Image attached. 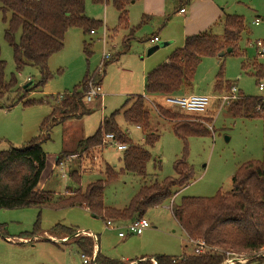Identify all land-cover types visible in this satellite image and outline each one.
<instances>
[{"label":"rangeland","instance_id":"1","mask_svg":"<svg viewBox=\"0 0 264 264\" xmlns=\"http://www.w3.org/2000/svg\"><path fill=\"white\" fill-rule=\"evenodd\" d=\"M189 1L192 3L194 0H166V3L170 14H174L179 8L187 9ZM217 1L222 4L226 15L242 17L244 30L235 52L222 60L203 57L196 67L192 94L212 98L208 110L199 116L186 114L179 106L168 104L165 96L143 95L142 76L146 74V68L158 59L160 61L155 66L163 64L170 56L169 48H160L147 56V50L155 45L148 41L152 31L145 24L135 31L136 40L131 39L124 50L128 30L118 27V13L112 6V0H102L99 4L85 0V16L101 22V26L93 35L83 28L68 29L62 50L48 60L50 78L43 83L39 68L26 65L17 69L12 48L4 38L6 25L0 16V62L3 63V81L10 85L0 97V151L20 148L36 138L40 139L45 166L36 190L50 193L54 198L65 193L68 196L104 180L106 166L119 173L123 166L122 151L116 150L115 143L104 142L102 148L86 152L78 147L116 111H119L115 116L118 128L136 146L148 150L152 159L146 166L144 178L119 173L113 182L104 187L105 208L123 210L142 186L174 178L173 164L181 158L185 146L186 163L193 171V179L187 187L176 189L170 201L145 213L144 219L150 228L141 236L128 235L121 239L118 233L123 232L130 221L96 218L81 206L0 210V230L8 237L0 235V264H83L76 241L80 237H88L84 231L98 236V246L105 257L121 263L125 260H136V263L143 255L148 258L166 255L180 259L193 254V246L171 213L172 207L182 198H211L218 192H229L238 168L263 158L262 120L234 118L228 110L233 101L222 104L220 97L228 93L215 92L214 84L222 64L223 80L235 86L238 94L264 98V89L259 90L260 83L264 86V75L257 80L256 70L251 66L255 62L256 66L264 68V56H259L256 47V41L264 40V28L253 24L256 18L264 17V0ZM178 20L175 19L176 22ZM136 22H132L134 25L130 27H137L139 22ZM209 33L221 36V23ZM18 40L19 33L15 36V41ZM105 53L110 55V59L100 68ZM96 74L101 75V96L89 103L84 102L85 108L91 109L90 115L70 118L65 125L64 122L52 124L42 132L44 121L51 119L52 106L60 100L58 97H68L86 76ZM142 95L150 114V128L159 136L152 147L145 145L144 132L127 125L122 116V110L131 105L133 97ZM27 101L39 103L24 106ZM156 106L201 125L209 135L190 137L184 143L173 133L174 121L162 118ZM55 117L60 119L58 114ZM73 173L79 178H73ZM107 221L112 222V229L106 226ZM55 227H59V231L53 234L51 232ZM61 227L81 235L76 237L75 233L66 237ZM34 233L37 236L31 238ZM215 254L225 255L223 264H264V250L252 256L216 249Z\"/></svg>","mask_w":264,"mask_h":264},{"label":"trees","instance_id":"2","mask_svg":"<svg viewBox=\"0 0 264 264\" xmlns=\"http://www.w3.org/2000/svg\"><path fill=\"white\" fill-rule=\"evenodd\" d=\"M102 3V0H92ZM139 0H112V6L118 13V27L128 29L124 50L135 31L146 24L143 17L137 27L128 26L127 7ZM85 0H0V16L6 25L4 38L12 48L14 62L18 70L30 65L39 68L43 82L50 78L47 63L51 56L63 48V40L68 29L83 28L90 34L101 26V22L91 20L84 14ZM222 36L209 32L187 37L181 48L174 50L167 60L151 70L144 79L145 96L175 97L188 95L193 90V77L201 58L213 57L222 60L237 49L241 32L244 30L242 17L226 15L221 21ZM19 33L18 42L15 41ZM230 50L229 53L227 51ZM220 54H224L219 57ZM256 70V79L262 78L264 68L251 64ZM222 64L215 78L214 90L217 93H229L235 86L223 80ZM256 80V81H257ZM101 83V75L86 76L72 93L52 106L51 119L45 120L42 132L52 124H61L70 118H81L89 114L84 106L87 83ZM12 84V83H11ZM3 81V63L0 62V97L7 91ZM240 94V93H239ZM238 94V99L230 103L229 113L234 118L260 119L263 122V158L242 165L232 178V188L227 193L218 192L211 198H182L171 209V213L188 239L201 240L209 247L223 252L256 255L264 250V98L247 97ZM43 102V101H40ZM36 101H27L24 106L34 105ZM46 103V101H45ZM54 103V102H53ZM159 115L174 121V135L186 143L190 137L209 135L201 125L188 122L180 114H173L168 109L156 106ZM58 114L60 119H56ZM119 111L104 119L97 131L81 141L78 147L86 152L102 148L103 137L112 134L115 141L125 145L122 152V169L119 173H130L144 178L146 166L152 156L146 149L135 146L115 123ZM124 122L144 132V143L152 147L159 139L150 128V114L145 107L144 98L133 97L131 105L122 110ZM170 121V122H171ZM187 149L183 148L181 158L173 164L174 178L164 179L161 183L142 186L123 210L105 208L103 205L104 187L113 182L119 173L112 168H105V179L88 185L83 191L72 195L54 198L52 194L38 191L36 187L45 166V153L39 138L20 148L0 151V210L24 208H63L81 206L90 211L92 216L107 220L134 221L144 218L152 208L160 207L170 201L176 189L187 187L193 179V171L186 163ZM78 179L75 173L71 174ZM55 227L51 233H56ZM64 230L66 237L76 231ZM0 235H3L0 230ZM37 234L31 235V238ZM50 236H53L50 234ZM29 239V237H23ZM78 249L90 258L93 241L89 237H80ZM223 264L225 255L190 254L180 259L166 255L144 258L135 264ZM95 264H123L101 254L95 256Z\"/></svg>","mask_w":264,"mask_h":264},{"label":"crops","instance_id":"3","mask_svg":"<svg viewBox=\"0 0 264 264\" xmlns=\"http://www.w3.org/2000/svg\"><path fill=\"white\" fill-rule=\"evenodd\" d=\"M179 2H181V0H179ZM189 3L190 1L187 4V9L179 8L177 11L175 10L174 14H170L169 9L167 8L166 0H139L136 2H132L127 7L128 26L130 27L131 25H134L132 24V22L137 23L136 20L140 23L141 19L143 17H146V25H148L149 29L152 31V36L148 39L149 43L151 45H159L161 43L158 50L160 48H169L168 53L171 54L174 50L179 49L183 46L184 41L187 37H192L198 34L209 32L218 23H221L224 16H226L222 4L217 0H194L192 3ZM180 10H184V13H180ZM176 18L179 19L177 22L175 21ZM217 36L221 37L222 35ZM155 38L158 39V42H153ZM132 40H136V38L133 36ZM124 45L125 43L123 44V46ZM158 61L160 60H156L154 62L155 64H153L151 67L146 68V74L142 76L143 80L145 79L147 73L157 67L155 65L156 63H158ZM143 95L145 96V94ZM143 95L141 97H143ZM88 112V115H90V108H88ZM65 123L66 121L64 122V125ZM98 128L99 127H97V129ZM98 243L99 238L97 236L95 256L97 254L103 255L100 251ZM144 258L148 257L146 255H143L140 256L138 260ZM134 261L136 260H125L123 264H135Z\"/></svg>","mask_w":264,"mask_h":264},{"label":"built area","instance_id":"4","mask_svg":"<svg viewBox=\"0 0 264 264\" xmlns=\"http://www.w3.org/2000/svg\"><path fill=\"white\" fill-rule=\"evenodd\" d=\"M180 13H184V10H180ZM254 26H260L262 25L264 28V17L263 18H256L254 21ZM91 35H93L94 33L91 32ZM153 42H158V39L155 38ZM256 47L258 48V53L260 57L264 56V40L262 41H256ZM110 59V55L109 54H104L103 55V59L102 62L100 64V68H102L104 65H106V62ZM264 86L262 83L259 84V90L263 91ZM101 96V89H100V85L93 83L92 81H90L88 83L87 86V91L85 93V98H84V102L85 103H89L91 101H93L94 99H98ZM61 101V99L63 98V96L58 97ZM166 102L168 104L171 105H177L179 106L182 111H184L186 114L189 115H202L204 114L210 104H211V100L212 98L207 97V96H202V95H195V94H188V95H182V96H175V97H165ZM238 99V92L236 91V89H231V91L226 95V96H221L220 100L221 103H225L227 104L230 101H234ZM104 142L106 143H115V147L117 151H125L126 150V146L119 144L115 141V138L112 134H106L103 137V144ZM62 177H64V174L62 175ZM106 226L109 227L110 229H112V222L107 221L106 222ZM150 228V224L144 219H137L134 221H130L124 228H123V232H119L118 233V237L119 238H125L126 236H140L145 230ZM81 233L77 232L76 233V237L80 236ZM88 236L90 239H92L93 241V247H97L96 243H97V237L95 235H86ZM189 243L193 246V254L195 255H212L215 254V249L209 247L208 245H206L203 241L201 240H191L188 239ZM226 255H229L228 253H225ZM82 258V263L83 264H95V249L92 252V255L90 258L86 257L85 255H81ZM154 264V262H153ZM227 264V263H225Z\"/></svg>","mask_w":264,"mask_h":264},{"label":"water","instance_id":"5","mask_svg":"<svg viewBox=\"0 0 264 264\" xmlns=\"http://www.w3.org/2000/svg\"><path fill=\"white\" fill-rule=\"evenodd\" d=\"M159 47H160L159 45H158V46L155 45V46L149 48V49L147 50L146 55H147V56L152 55L154 52H156V51L158 50ZM229 52H230V50L227 51V53H229ZM223 55H224V54H220L219 57H222Z\"/></svg>","mask_w":264,"mask_h":264},{"label":"bare ground","instance_id":"6","mask_svg":"<svg viewBox=\"0 0 264 264\" xmlns=\"http://www.w3.org/2000/svg\"><path fill=\"white\" fill-rule=\"evenodd\" d=\"M86 235H92V234H90V233H86V231L84 232ZM242 262V261H241ZM233 264V263H232Z\"/></svg>","mask_w":264,"mask_h":264}]
</instances>
